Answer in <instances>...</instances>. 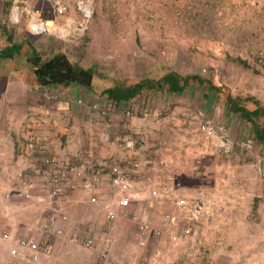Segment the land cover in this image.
<instances>
[{"label": "rangeland", "instance_id": "374dc122", "mask_svg": "<svg viewBox=\"0 0 264 264\" xmlns=\"http://www.w3.org/2000/svg\"><path fill=\"white\" fill-rule=\"evenodd\" d=\"M11 1L14 10L10 11V22L19 29L18 39L22 43L27 40L28 45L29 38L40 37L34 49L45 59L62 51L75 63L94 67L97 89L156 78L170 69L200 74L207 82L222 86L223 97L218 99L216 95H202L203 85H192L182 96L153 92L148 107L142 110V104L135 102L131 114L128 108H118L110 109V119L95 115L94 125L88 129L91 141L100 139L104 146L122 148L124 153L120 154L125 156L127 142L132 140L140 151L137 178L139 190L145 194V199L131 205L115 223L105 221L95 245L104 244L110 255L115 253V246H120L121 257L130 264H140L156 254L176 259L183 247L185 257L180 262L167 259L165 263L161 259L156 264H264V252L247 257V249L257 244H248L249 234L264 233V148L256 146L253 126L226 110L228 93L254 98L247 101L251 108L257 106L254 100L264 106V0H94L88 29L79 35L73 30L83 22L78 0H62L70 7L65 16L54 10L58 0H23L31 11L16 16L15 6L20 2ZM2 6L4 1L0 0ZM33 24L45 29L34 30ZM2 72L5 69L0 66ZM3 82L0 79V89ZM103 101L102 106H106V98ZM206 114L207 118L228 121L232 149L224 151L217 139L200 130ZM34 121L30 120L29 126ZM248 137L253 139V147L244 144ZM8 139L9 134L1 132L0 154L6 156L10 151ZM26 142L25 148L30 140ZM1 156L0 166L8 159ZM147 156V162H143ZM36 161L29 159L34 166L29 173L36 175L33 179L40 186V172L33 173ZM19 165L22 167V163ZM181 195L201 197L212 212L193 226L188 237L179 234L180 226L189 223L186 212L174 200ZM231 203L238 205L232 213L226 210ZM93 205L100 215L104 210L101 203ZM82 209L81 214L91 213L86 205ZM67 213L74 222L86 217L78 210L68 209ZM166 213H171L174 220L165 222ZM227 218H231L232 228L226 226ZM140 222L159 228L160 234L145 233L140 230ZM70 227L67 223L63 228ZM261 236L257 242L264 243ZM74 254L70 251L68 259L75 258Z\"/></svg>", "mask_w": 264, "mask_h": 264}, {"label": "crops", "instance_id": "0c3cea01", "mask_svg": "<svg viewBox=\"0 0 264 264\" xmlns=\"http://www.w3.org/2000/svg\"><path fill=\"white\" fill-rule=\"evenodd\" d=\"M3 1L4 6L0 8V66H3L6 73H0V79L4 81L0 89V112L3 115L0 119V135L1 132L9 134V141L6 145L10 148V151L7 156L3 155V153L0 154L2 155L1 159L8 157L0 166V234L8 233L10 238L5 240L0 235V264H116V262L130 264L121 257L122 250H120V246H115V253L110 255L106 254V246L102 243L88 247L81 240L78 241L74 238L75 234L82 236V238L92 234L96 240L98 234H102L104 225L106 226L105 221L108 224H113L117 221H110L104 210L100 211L101 214L98 215V207L96 208L93 203L86 200L87 194L82 190L80 180L78 181L80 189L59 198L56 203H49L39 199L43 198L40 196L42 194V180L39 186L35 182L36 180L33 179L36 175L30 176L29 171L33 170L34 167L32 163L29 162L28 170L24 176L19 175V173L23 172L22 170L26 171L23 162L25 160L23 148H25L24 142H26L23 138H25L27 142L30 140V142L32 141L35 144L34 156L28 155L31 161L33 159L38 160V162H35L37 167L34 168L36 171H33V173L42 167L44 157L49 154H59L65 158V161L85 165L94 161L102 164L103 168L101 169L105 172L106 182L100 187V190H102V193H107L109 191L107 184L109 182L110 169L114 164L118 163L122 157L120 153H124V151L119 147L116 149L113 146H104L100 139L91 141L89 137L88 129L94 125L95 115L98 116L100 114L102 119L104 115L107 119L113 117L110 108L101 104L104 103V96L98 92L86 90L78 84L68 86L50 85L47 87L39 84L34 74L33 64L28 60L31 55H28V51H33L34 46H36L35 40L40 39V37L37 36L39 38L36 39L29 38L30 44L28 45H26L27 40L22 43L23 41L18 39L19 29L10 22L12 15L10 11L13 9L10 8V11H7L5 3L9 0ZM16 14L17 12L15 16ZM32 28L34 30L45 29V26L37 28L33 24ZM76 28H73V30ZM12 33L14 41L22 44L21 50L15 53L14 57L9 56V53H4L6 47H10L13 43L10 41ZM42 38L44 39V37ZM43 39L41 40L42 42ZM69 39L72 40L71 38ZM37 44L40 45L39 43ZM47 88L50 91L48 95L44 92ZM32 119L36 121L29 126V121ZM102 125L104 124L102 123ZM111 148L113 149L112 152ZM69 152H78V156L70 155ZM147 159L148 156L144 158L143 162H147ZM21 163L22 167L19 165ZM37 177L39 178L40 176L37 175ZM27 188L31 190L30 192L35 195L34 197L37 200L19 197L18 193L25 191ZM262 192L264 198V177ZM82 195H85L86 198H80ZM30 200L32 201L30 202ZM84 205L91 209V213H84L86 217L83 220L74 222L75 219L67 213L68 209L78 210L79 214L83 216L84 214H81V212ZM78 206L81 210L78 209ZM237 206L231 203L226 207V210L230 209L232 213V210ZM84 209L86 211V208ZM120 214L123 213L121 212ZM64 215L67 218H63ZM227 219L226 226L232 228L234 225L231 227V218ZM46 222H51L62 228L68 223L72 227L68 230L63 228V234L51 237V253L49 255L34 259L31 257L29 250H23L20 247H18L19 253L13 254L12 250L18 246V239L22 236L45 239L47 235L43 231V225ZM84 225L87 226L86 229H83ZM71 229L73 230L72 234H70ZM260 235L263 236L264 233L260 232L255 236L249 234L247 237L248 244L250 241L257 243L254 244V248L247 249V257L261 255V252H264V243L257 242ZM142 243L144 242L142 241ZM82 245L84 248L81 247ZM70 251L75 253L74 255L76 256L72 260L68 259ZM183 251H185L184 247ZM183 251H179L177 254L179 256H176V259L172 255H165L163 258L162 254H156L158 253L156 252L154 253L156 254L155 256L145 257L140 264L161 263V259L165 260V263H168L166 262L167 259L169 261L174 259L180 262L185 257V255H182ZM258 263H261V261L255 262V264Z\"/></svg>", "mask_w": 264, "mask_h": 264}, {"label": "built area", "instance_id": "2783aa9c", "mask_svg": "<svg viewBox=\"0 0 264 264\" xmlns=\"http://www.w3.org/2000/svg\"><path fill=\"white\" fill-rule=\"evenodd\" d=\"M16 2H20V5L15 6V12H17L18 15L21 14L22 11L27 13H29V10L31 11L27 4L22 3L24 2L23 0H16L15 3ZM93 3L94 0H78V8L83 17V22H80V24L76 26L77 28L74 30L76 35H79L88 29V23L92 17ZM20 7L23 8L20 10ZM69 9L70 7L65 1L58 0L54 4V10L60 16L67 15ZM71 36L73 35L71 34ZM44 92L47 95L50 93L48 88L45 89ZM127 113H131L130 109H127ZM204 117L207 120L201 124L200 130L205 133L206 136L217 139L219 148L223 147L224 151L232 149L231 147H233L234 141L231 134V126L228 125V121L220 118H207V114ZM253 143V139L248 137L244 144L247 147H253ZM126 148L127 152H125V156H122L118 163L114 164L110 169L109 182L108 184L106 183L109 188L107 193H102V190H100V187L106 182L105 172L101 169L103 168L102 164L91 161L85 165L77 162L65 161V158L59 154L46 155L43 159L42 167L38 170L42 180V194L40 196L43 197L39 199L49 203H56L59 198L80 189L78 183L80 180L82 190L87 194V198L85 195H82L80 198H86V200L93 204L102 203V207L110 221H114L121 212L127 214V210L131 205L145 199V194L139 190L137 178L141 167L140 161H142L139 160L140 151L135 148L132 140L127 142ZM33 149L34 147L31 142H28L24 150L25 152H23V156H25L23 162L24 165H27L25 167L26 171L22 170L24 173H19L21 176H24L25 172L28 170V155H33ZM129 152L131 153L129 154ZM69 154L74 155L75 157L78 156V152H69ZM30 191L31 190L27 188L25 191H20L18 195L19 197L32 199L35 195ZM159 197L161 196L159 195ZM174 200L178 206L186 212L189 220L188 224L180 226L179 234L181 237H188L193 231V226L195 227L197 223L199 224L212 213L208 203L199 196L181 195L178 197L176 196ZM63 218H67V216L64 215ZM164 220L169 223L174 220V217L171 213H166L164 215ZM140 228L145 233L152 231L155 235L160 234V229L157 227L151 228L148 222L141 223ZM43 231L47 235L45 239L31 236L20 237L17 243L18 246L12 250L13 254H18V247H20L23 250H29L31 257L34 259L49 255L51 253V237L53 235L63 234L64 229L51 222H46L43 225ZM0 235H2V238L5 240L10 238L8 233H2ZM74 238L78 241L81 240L82 243L88 247H92L95 244V238L92 234H88L83 238L82 236L75 234Z\"/></svg>", "mask_w": 264, "mask_h": 264}, {"label": "trees", "instance_id": "16d2710c", "mask_svg": "<svg viewBox=\"0 0 264 264\" xmlns=\"http://www.w3.org/2000/svg\"><path fill=\"white\" fill-rule=\"evenodd\" d=\"M7 11H10L13 1H6ZM10 36V41L13 42L5 54L9 53V56H13L21 50L22 44L14 41V37ZM4 54V56H6ZM34 68V74L37 81L42 86L50 85H72L78 84L84 87L86 90H92L100 93L103 98H106V107L114 111L118 108L122 110L130 109L132 113L133 103L139 102L142 104V110L147 108L150 102V98L153 92L156 93H172L176 95H184L188 91V88L192 85H203V94L206 97L216 95V99L222 98L221 94L222 86L215 85L212 81L207 82L206 79L200 74H183L175 69H170L164 75L159 77H146L134 83H113L111 85H104L103 87L96 88V69L94 67H84L81 64L75 63L68 53L59 51L54 53L52 57L45 59L42 53L37 49H33L32 54L28 59ZM247 65V61L235 59ZM215 90L216 94L214 93ZM224 90V89H223ZM211 91H213L212 94ZM254 98H246L241 95L234 96L228 93L226 98V110L228 112L237 113L242 120H246L249 125L253 126V137L256 146H262L264 148V122L261 121L264 117V106L262 107L260 102L254 100L257 104L256 107L251 108L247 104V101ZM130 113V114H131ZM216 119V118H215ZM32 146L35 148V144L31 141ZM35 151L33 152V154ZM34 156V155H33ZM140 230H142L140 228ZM159 235V234H158Z\"/></svg>", "mask_w": 264, "mask_h": 264}]
</instances>
